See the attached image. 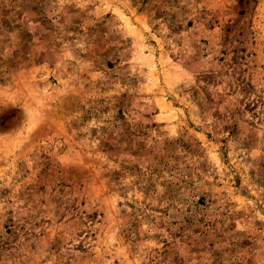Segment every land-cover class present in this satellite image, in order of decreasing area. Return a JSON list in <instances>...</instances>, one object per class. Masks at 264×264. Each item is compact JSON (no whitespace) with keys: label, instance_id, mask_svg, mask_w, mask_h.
<instances>
[{"label":"rangeland","instance_id":"obj_1","mask_svg":"<svg viewBox=\"0 0 264 264\" xmlns=\"http://www.w3.org/2000/svg\"><path fill=\"white\" fill-rule=\"evenodd\" d=\"M0 264H264V0H0Z\"/></svg>","mask_w":264,"mask_h":264}]
</instances>
